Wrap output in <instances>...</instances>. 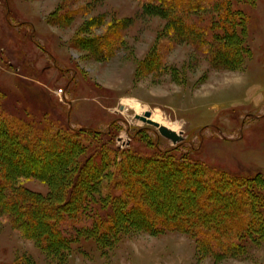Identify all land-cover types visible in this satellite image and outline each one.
I'll list each match as a JSON object with an SVG mask.
<instances>
[{"label": "rangeland", "instance_id": "obj_1", "mask_svg": "<svg viewBox=\"0 0 264 264\" xmlns=\"http://www.w3.org/2000/svg\"><path fill=\"white\" fill-rule=\"evenodd\" d=\"M147 3L0 0V112L35 120L51 136L70 133L67 138L84 146L76 161L100 145L114 149L118 159L122 149L147 155L157 153L156 146H176L240 181L257 177V191L264 195V0H229L242 16L231 21L240 46L234 55L211 46L222 43L214 39L219 30L212 25L220 21L214 5L182 13ZM210 3L220 6L221 0ZM177 20L206 29L181 30ZM125 100L132 103L125 107ZM147 110L178 123L182 140L173 143L135 118ZM67 122L96 133L70 132ZM54 150L45 153L50 169L53 158L65 154L63 147ZM1 169L2 162L0 177ZM18 181L43 196L51 191L48 179ZM260 211L264 217V208ZM77 217L60 225L73 240L64 264H264L263 235L246 236L241 255L215 259L197 250L194 235L170 229L130 230L103 255L92 238L74 234L93 214ZM26 255L34 264H61L0 215V264Z\"/></svg>", "mask_w": 264, "mask_h": 264}, {"label": "trees", "instance_id": "obj_2", "mask_svg": "<svg viewBox=\"0 0 264 264\" xmlns=\"http://www.w3.org/2000/svg\"><path fill=\"white\" fill-rule=\"evenodd\" d=\"M210 1L147 0V5L182 13L208 10L214 5L220 17L217 26L212 25L214 30H219L214 39L221 37L222 43L214 41L211 46L222 47L234 55L240 46L231 21L235 17L241 21L242 16L230 9L229 0H221L220 6ZM175 25L194 34L206 29H196L192 22L181 20L175 21ZM1 115L0 215L23 237L33 240L48 255H55L61 264L67 261L73 240L60 225L77 216L89 218L91 213V223L77 227L74 234L92 238L103 255L130 230L156 233L170 229L189 233L197 241V250L215 259L241 255L246 236L263 235L261 239H264V217L260 211L264 208V195L257 191V177L240 181L193 157L195 151H177L176 146H156L157 153L147 155L122 149L118 159L114 149L107 152L100 145L86 158L76 161L84 146L75 138H67L70 133L51 136L35 120L9 115L4 110ZM111 125L114 122L109 124V129ZM67 129L79 132L89 128L73 127L67 122ZM47 137L49 141L45 140ZM109 141L108 137L104 139L105 143ZM62 147L65 154L54 157L55 169H50L51 161L45 153ZM23 177L50 180V193L43 196L25 189L18 183ZM120 189L128 197H122ZM62 252L67 254L64 256ZM14 264L34 262L26 255Z\"/></svg>", "mask_w": 264, "mask_h": 264}, {"label": "water", "instance_id": "obj_3", "mask_svg": "<svg viewBox=\"0 0 264 264\" xmlns=\"http://www.w3.org/2000/svg\"><path fill=\"white\" fill-rule=\"evenodd\" d=\"M135 118L142 120L148 124L155 126L158 132L163 136L171 140L173 143L179 142L182 140L183 136L181 132H177L164 124L150 118V111H144L143 114H135Z\"/></svg>", "mask_w": 264, "mask_h": 264}, {"label": "bare ground", "instance_id": "obj_4", "mask_svg": "<svg viewBox=\"0 0 264 264\" xmlns=\"http://www.w3.org/2000/svg\"><path fill=\"white\" fill-rule=\"evenodd\" d=\"M132 102L129 101V100H125V102H122V104L125 105V107H127L128 105H130ZM150 118L159 122L160 124H164L166 125L167 127L177 131L178 128H180L179 124L178 123H173V122H167V121H164L157 113H150Z\"/></svg>", "mask_w": 264, "mask_h": 264}]
</instances>
